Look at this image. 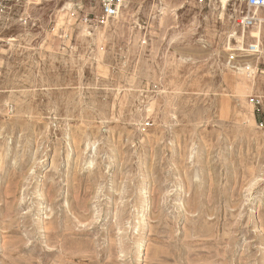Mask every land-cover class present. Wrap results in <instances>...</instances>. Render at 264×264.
<instances>
[{
	"label": "rangeland",
	"instance_id": "1",
	"mask_svg": "<svg viewBox=\"0 0 264 264\" xmlns=\"http://www.w3.org/2000/svg\"><path fill=\"white\" fill-rule=\"evenodd\" d=\"M26 1L0 11V264H264V7Z\"/></svg>",
	"mask_w": 264,
	"mask_h": 264
},
{
	"label": "built area",
	"instance_id": "2",
	"mask_svg": "<svg viewBox=\"0 0 264 264\" xmlns=\"http://www.w3.org/2000/svg\"><path fill=\"white\" fill-rule=\"evenodd\" d=\"M18 0H0V11H4ZM101 8L100 17L102 19H110L118 16L120 12L122 0H96ZM229 5H235L241 7L239 12V23L242 24L244 29L254 28L258 23V17L252 13V10L255 7L261 8L264 7V0H225ZM239 11V10H238ZM250 54H258L260 52L259 47H257L255 42H252L248 45L246 49Z\"/></svg>",
	"mask_w": 264,
	"mask_h": 264
},
{
	"label": "bare ground",
	"instance_id": "3",
	"mask_svg": "<svg viewBox=\"0 0 264 264\" xmlns=\"http://www.w3.org/2000/svg\"><path fill=\"white\" fill-rule=\"evenodd\" d=\"M32 0H28V1H26L24 4L26 5V6H28L29 5V3L31 2ZM221 1V11H222V14H223V12L227 9V6H228V2L227 1H225V0H220ZM35 2V1H34ZM127 9V8H126ZM255 10H254V14L255 15H258V12H259V10H260V8H258V7H255L254 8ZM128 10V9H127ZM127 12V11H126ZM221 14V13H220ZM64 15V14H63ZM62 15V16H63ZM64 17V16H63ZM59 18H62V17H59ZM63 19V18H62ZM260 20V19H259ZM243 36V35H242ZM261 36H262V26H258L257 28H256V30L254 31V32H251V34L249 35V38L250 39H254V41H256L257 43H260L261 42ZM258 47V46H257ZM241 49V48H240ZM245 68V67H244ZM246 69V68H245ZM249 70H251V69H249ZM242 73V72H241ZM247 73V72H246ZM247 91V90H246ZM139 249H140V255H142L143 253H144V251H145V249H144V244H142V242L140 243V245H139Z\"/></svg>",
	"mask_w": 264,
	"mask_h": 264
}]
</instances>
